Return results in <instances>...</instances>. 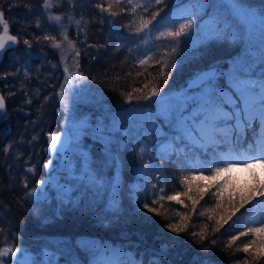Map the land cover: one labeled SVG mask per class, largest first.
Listing matches in <instances>:
<instances>
[{
    "label": "trees",
    "instance_id": "obj_1",
    "mask_svg": "<svg viewBox=\"0 0 264 264\" xmlns=\"http://www.w3.org/2000/svg\"><path fill=\"white\" fill-rule=\"evenodd\" d=\"M185 1L188 0H162L156 4L155 0H133L144 6L137 8L135 15L122 12L126 5L121 4L112 8L121 14L110 17L95 7L101 0H52L50 12L62 17L68 39L80 51L76 70L84 77L89 92L74 105L75 113L85 121L80 144L87 151L88 171L87 178L73 181L65 197L45 201L27 193L43 173L44 134L63 127L57 91L64 69L58 49L50 41L36 38L48 34L59 42L60 28L48 21L43 0H0L9 34L16 35L19 41L5 52V63L14 69L5 64L1 72L5 111L0 117V228L8 241L37 256L48 248L51 257L58 254L57 260L65 264H127L129 258L136 264H245V259L247 264H264V256L252 259L254 249L264 241H258L249 253L237 251L251 235L225 247L233 235L246 230L247 224L264 217V205L253 200L227 223H219L221 216L227 215L230 197L238 199V194H247L264 181V168L237 166L215 179L210 178L209 171H200L216 167L220 158L229 153L254 155L247 151L248 146H254L264 136V122L258 118L247 123L235 117L221 119L214 140H205L196 128L207 119L206 95L199 97L198 90L186 87L187 80L197 71L215 67L211 77L215 91L232 96L230 74L240 71L243 78L256 84L250 92L261 95L264 45L250 42L257 51L251 53L241 32L231 30L215 17L218 14L212 7L214 0H209L204 12L192 16L196 32V22L213 15L215 18L209 21L211 29L197 31L194 37H179L175 52L171 51V37L166 38V22L156 32H149L145 43L134 35L141 17L151 20L157 10L171 14ZM237 1L264 14V0ZM111 2L104 0L105 6ZM12 3L18 6L10 7ZM81 17L82 31L75 23ZM161 32L165 35L160 36ZM25 39L31 47L23 43ZM69 55L72 58L74 53ZM146 58L151 59L141 65L139 61ZM163 65L167 67L161 71ZM153 87L159 90V96H151ZM134 88L142 91L134 92ZM180 89L181 96L174 101L161 98ZM127 92H132L131 100L125 98ZM29 100L31 103H27ZM161 103L171 105L174 111L167 116L162 114ZM223 107L229 114L233 109L239 111L231 101ZM173 116L183 122V127H175ZM162 140L173 144L174 150L167 155L161 151ZM9 145L11 148L5 153L4 148ZM141 148H145L143 158ZM30 153H35L33 175L25 176L22 168L6 164L15 156L28 157ZM183 176H189L190 183H182ZM225 180L223 205L217 209L214 193ZM161 187L164 192L159 191ZM169 195L178 196L179 202L167 200ZM159 196L165 199L160 201ZM153 199L157 200L160 215L143 208L145 202ZM167 223L179 224L185 230L173 233L165 226ZM202 229L204 237L191 235ZM58 237H68L72 249L62 251L60 240L55 242ZM95 239L111 246L108 263L94 258L96 245L88 242ZM211 240L216 243L211 244Z\"/></svg>",
    "mask_w": 264,
    "mask_h": 264
},
{
    "label": "snow or ice",
    "instance_id": "obj_2",
    "mask_svg": "<svg viewBox=\"0 0 264 264\" xmlns=\"http://www.w3.org/2000/svg\"><path fill=\"white\" fill-rule=\"evenodd\" d=\"M156 4H161L162 0H155ZM126 5L125 8H123L122 12H129L133 15L136 14V9L139 7H144L140 4H134L133 0H112L111 3H107V6H105L104 0H101L100 3H97L95 7L99 9L101 13H108L110 17H116L121 14V12L112 11V8L114 5ZM18 6L15 3H12L10 7H16ZM131 6V7H127ZM236 7V4L233 5ZM2 5H0V54L4 52L6 48H11L12 45L17 44L18 37L16 35H10L9 30L10 26L8 21L4 17V12L2 10ZM43 7L47 10L51 7H53L52 0H43ZM145 11L147 9L145 8ZM160 12L159 10L155 11L151 14V20H144L143 17H141L140 24L138 27L135 28L134 35L140 37L141 33H143L146 29L150 32L152 28H155L156 25L152 24L151 21L156 20V17L159 16ZM246 15V13H245ZM49 21H55L59 25V35L62 37V39L57 42L56 37L50 36L48 34H45L43 37H37V41L40 39H43L45 41H50L52 43V46L54 48L61 50V61L62 63H65L64 72H65V83L60 86V91L58 95L61 98L62 103L65 101V86L73 79L79 78L83 79L84 77L82 75H79L78 77H74L72 75L73 69H79V60L77 59L80 56V51L77 49L75 43H73L71 40L68 39L67 35V28L62 23V17L61 16H49ZM69 20L72 19V17H68ZM83 17L80 18V20H76L75 23L80 30H83L82 26ZM103 22V21H101ZM87 22H84V25H86ZM132 23H135L134 21ZM260 24L262 27H264V19H261ZM193 20L192 19H186L184 23H181L178 28H175L174 30H169L167 32V35L171 37L173 46L171 48L172 52H175L176 44L179 43V37L182 35H187V30L192 28ZM39 27V23L36 25ZM131 26V25H129ZM217 31H219V25H217ZM165 33L161 32L160 36H164ZM67 43V49L63 47V45ZM23 43L29 47H31V42L27 39L23 41ZM68 52H73L74 55L72 56L73 65L72 68L67 66V59H68ZM148 59H141L139 63L141 65H144ZM167 67V65H163L161 71H163V68ZM241 67L240 65L237 67ZM27 75V73H26ZM137 75H140L138 73ZM165 80L167 79V76L165 74L164 76ZM231 78V89H234L232 92V96H228L227 93L223 92H217L215 91V85L212 82V78H209L207 81H205V84L207 86V94L204 99V105L205 110L207 111V119L206 121H201L196 128V131L199 133V135L204 138L205 140L212 141L214 140L215 135L217 134L218 130L221 128L217 125V122L221 119H227L232 120L233 117L237 121H240L241 119L245 120V123H247V120H255L259 119L260 121L264 122V84L260 85V92L261 95L254 96L251 94L250 90L254 89L256 87L255 82L251 81L250 79L243 78V73L240 71H234L230 74ZM145 87H147V84H145ZM134 92H141L142 89L140 88H134ZM152 97L159 96V90L155 87L152 89L151 93ZM235 97V98H234ZM125 98L128 100L132 99V92H127L125 94ZM145 99H150L151 97L145 96L143 97ZM162 100V99H161ZM231 101L233 104H237V107L239 111L237 112L235 109L229 114L228 112H225L224 105L228 104ZM27 103H31V101H27ZM163 105L162 107V114L168 115L170 112H173V108L169 104L161 103ZM65 108L67 107V104H64ZM5 110V98L3 95H0V117H2V114ZM173 121L175 127H183V122L178 119L177 117L173 116ZM239 125H237L238 127ZM189 135H192V133H189ZM33 139H36V137H33ZM166 139V138H165ZM60 141L59 135H49V144L50 148L53 151L58 150L57 149V143ZM162 148L161 151L167 155L169 151H173V144L171 142L165 144L163 140L161 141ZM11 148V145L4 148L5 153H7ZM250 152H254V155H247V152L238 153L236 155H233L232 153H229L228 156L221 157L220 160L217 162V166L210 168V169H200L201 172L204 170H207L210 172V178L215 179L216 177H219L224 172H230L234 167L237 166H243L245 168H255L256 166H259L261 168H264V136L260 137L255 145L253 146L250 144L248 146V150ZM145 153V148H141L140 150V156L143 158V155ZM51 164V161L48 162V164L44 165L45 167H48ZM147 167V165H145ZM28 171H34V169L30 168ZM182 183H190L189 176H183L181 178ZM40 184H43L44 181H40ZM227 184V180L224 181V183L219 184L217 186V191L214 193L215 196V202H216V208L219 209L223 205L224 200V187ZM24 187L27 188V183L24 184ZM156 185H153V188H156ZM37 189L33 187L30 192L27 193L28 196H32L35 194ZM160 192H164V188L161 187L159 189ZM186 194V193H184ZM238 199L229 198V209L227 211L226 216H221L220 218V226L223 225V223H227L228 220L232 219L233 216H235L242 208H245L246 204L251 203L253 200H255L258 204L264 205V181H261L258 186L248 191L247 194H238ZM158 199L160 201H163L165 199L164 196H159ZM167 200H177L178 196L176 195H169L167 196ZM157 200L153 199L150 202H145L143 204V208L147 210L149 213H155L156 215H160L161 213L158 211L157 207ZM195 204L196 201L193 200V211H195ZM161 207L163 205L161 204ZM201 216L204 215L203 212L200 213ZM243 215V213H241ZM211 219V217H209ZM170 231L173 233H179L182 230L181 225L179 224H172L167 223L165 225ZM207 227V226H206ZM215 231H219V228H216ZM205 229H202L199 233L192 232L191 235L194 237H204ZM251 235V239L242 245L241 248H238L237 251H243L244 253H249L250 249H253V246H256L258 244V241H260L261 236L264 235V217L256 219L251 221L249 224L246 225V230L240 232L238 235H233L231 237V240L225 247H231L232 243L239 240L241 237H247ZM201 243H203V240H201ZM211 244H215L216 240H211ZM16 251H20V249H16ZM15 256V252L11 247H5L0 248V264H7V261L4 259L5 257H11ZM264 256V244H261L259 247H256L254 249V255L252 257L253 260H256L258 257ZM16 264H29V261L27 259L19 260L16 262ZM31 264H36L35 261H32ZM127 264H136V261L129 258L127 260ZM205 264H209L208 261H205ZM245 264H247V259H245Z\"/></svg>",
    "mask_w": 264,
    "mask_h": 264
},
{
    "label": "rangeland",
    "instance_id": "obj_3",
    "mask_svg": "<svg viewBox=\"0 0 264 264\" xmlns=\"http://www.w3.org/2000/svg\"><path fill=\"white\" fill-rule=\"evenodd\" d=\"M208 2L209 0H188L185 2H181L179 5H177L176 9H174L171 14L162 13L157 16L156 20H153L151 22L152 24L156 25V27L152 28L150 32H156L155 29L157 27L158 29H161L165 22L166 24L164 30L178 28L179 25L181 23H184L186 19H192L194 25L193 17L204 12V10H206L205 7L207 6ZM235 4L236 7L233 6ZM212 7L215 8V15L218 14V16L215 17L222 21L224 25L228 26L231 30H233L232 28H235L236 30L240 31L241 35L246 38V43L248 44V46H250V52L253 54H257L256 48L252 47L249 43L258 42L264 45V27H262L260 24L261 19H264L263 12L259 11L258 8L254 6L246 5L237 0H214ZM50 15L57 16L50 12L49 8L46 10L47 19ZM212 17L213 15H210L209 17L200 19L196 22V25L199 26L196 27L198 29L197 31H199L198 33H204L207 31V29H211L209 21L210 19H212ZM49 22L55 27H59V25L54 20ZM193 25L192 28L187 30V35H182V37L190 38L195 36L197 31L195 32ZM141 34L143 37V43L147 42L149 31L146 29ZM167 37L169 36L167 35L166 38ZM170 41H172L171 38ZM63 47L67 49V43H65ZM58 50L61 59V50ZM69 54L70 52H68L67 66L72 68L73 61ZM238 60L241 61V57H239ZM62 65L64 69L65 63H62ZM65 75L66 74L64 72V78L61 82V85L65 83ZM72 75L74 77L79 76L76 69H73ZM65 88V101L62 103L59 95L58 101L60 103L61 109L63 110L64 116L62 122V131L70 137L72 144L69 149L64 154L60 155L56 160L55 165L49 174V180L45 190L40 191L34 185L37 191L31 197L40 198L45 201L57 200L61 197H65L68 194L73 181L87 178L86 171H88V155L86 149L83 148L80 144V137L83 132L82 128L85 125V121L81 116H78V114L75 113L74 105L77 101L84 100L89 92L84 80L79 78L71 80L65 86ZM196 90H198L196 92V95L199 97L206 95L208 91L205 82L202 83L198 87V89L196 88ZM59 91L60 87L58 93ZM181 92L182 89L171 91L167 94H164V96H161V98H168V100L174 101L176 98L181 96ZM251 94L254 95L253 92H251ZM187 96H190V94L187 93ZM65 103L67 104L66 108L64 106ZM32 163L30 168H32ZM30 174L33 175V171H31ZM40 178L41 176L38 177V179ZM31 189L29 190V192L31 191ZM262 241H264V238L261 236L260 242ZM80 242L81 240L77 241V243ZM88 243H94L96 245L94 258L107 261L108 263L110 259V253L108 251L111 250V246L100 243L96 239L90 240ZM5 247L11 246L0 244V248ZM11 248L15 252V256L5 257L4 259L7 261V264H16L17 261L24 259H27L29 261V264H31L32 261H35L36 264H65L63 262H55L53 257H49L50 249L48 248L42 251L41 257L37 260H35L33 256L23 248ZM16 249H20V251H16ZM74 263L76 264V262Z\"/></svg>",
    "mask_w": 264,
    "mask_h": 264
},
{
    "label": "bare ground",
    "instance_id": "obj_4",
    "mask_svg": "<svg viewBox=\"0 0 264 264\" xmlns=\"http://www.w3.org/2000/svg\"><path fill=\"white\" fill-rule=\"evenodd\" d=\"M123 39V38H122ZM124 40V39H123ZM126 41V40H125ZM124 41V42H125ZM58 52H59V50H58ZM6 64V66H8V67H10L11 69H14V67L13 66H11L10 64H7V63H5L4 62V65ZM4 65H3V68H4ZM3 68H2V70H3ZM2 72V71H1ZM59 90V89H58ZM57 98H58V91H57ZM5 111V110H4ZM4 113V112H3ZM79 116V115H78ZM82 117V116H81ZM83 118V117H82ZM49 133H52V131H48V132H46L45 134H44V136H43V138H44V141H46V135L47 134H49ZM44 148H45V146L43 147V159H44V162L43 163H46L47 161H48V159H49V157H50V155H47V154H45V152H44ZM66 151H64V152H62V153H60V154H57V156L55 157V159L52 161V167H54V165H55V162H56V160L59 158V156L60 155H62V154H64ZM2 160H3V158L0 156V163L2 162ZM10 163H6L8 166H10V168H11V166H13L14 167V169H20V168H22L23 170H24V172H25V176H28V175H31L30 174V171H28V169L30 168V164H29V161H28V157H26V156H20V155H18L17 157L15 156V158H13L12 160H10L9 161ZM24 174V173H23ZM59 238V237H58ZM56 239L55 240V242H57L58 240H60V244H59V247L61 248V250L62 251H70L71 249H72V244H71V241L69 240V238L68 237H64V238H62V237H60L59 239ZM35 241H36V239H38L37 241H39L40 239L38 238V237H36V239L35 238H33ZM43 241H45L44 239H42ZM0 244H5V245H8V246H11V247H13V248H16V247H18V248H23V246H20V245H18V244H16L15 243V245L12 243V242H10V241H8L7 240V238H6V233L3 231V229L2 228H0ZM52 249H53V247H52ZM25 250V249H24ZM43 250H46V248H44ZM42 250V251H43ZM25 251H27V252H29L32 256H33V258L35 259V260H37L38 258H40L41 257V255H42V251L40 252V255L39 256H37L36 254H34V253H31L30 251H28V250H25ZM51 250H50V253H49V257H51ZM53 258H54V261L55 262H60V261H58L57 259H59V255L58 254H54L53 256H52Z\"/></svg>",
    "mask_w": 264,
    "mask_h": 264
},
{
    "label": "water",
    "instance_id": "obj_5",
    "mask_svg": "<svg viewBox=\"0 0 264 264\" xmlns=\"http://www.w3.org/2000/svg\"><path fill=\"white\" fill-rule=\"evenodd\" d=\"M215 72V67H208L205 69L200 70L199 72H197L195 75H193L190 79H188L186 86L188 88H196L198 87L201 83H203L204 81H206L208 78L212 77L213 74ZM59 135L60 136V141H58L57 143V149L56 151H53L50 148V144H49V135ZM70 144V138L69 136L64 133L62 130L58 131V132H52L46 135V145L44 148V152L47 155H50L48 161L46 163H44V165L48 164L49 161H51V164L48 167L44 166V175L41 179H39L37 181V186L40 188V190H44L47 183H48V179H49V173L52 169V161L55 159V157L57 156V154H60L64 151L67 150L68 146ZM40 181H44L43 184H40Z\"/></svg>",
    "mask_w": 264,
    "mask_h": 264
},
{
    "label": "flooded vegetation",
    "instance_id": "obj_6",
    "mask_svg": "<svg viewBox=\"0 0 264 264\" xmlns=\"http://www.w3.org/2000/svg\"><path fill=\"white\" fill-rule=\"evenodd\" d=\"M8 48H6L4 50V52L2 54H0V95H2V91H1V71H2V68H3V65H4V62H5V52L7 51ZM34 156V153H30L29 156H28V161H29V164L31 165L32 163V158Z\"/></svg>",
    "mask_w": 264,
    "mask_h": 264
}]
</instances>
